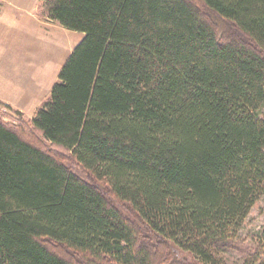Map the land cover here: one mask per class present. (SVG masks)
Segmentation results:
<instances>
[{
	"label": "trees",
	"instance_id": "16d2710c",
	"mask_svg": "<svg viewBox=\"0 0 264 264\" xmlns=\"http://www.w3.org/2000/svg\"><path fill=\"white\" fill-rule=\"evenodd\" d=\"M195 1L206 14L192 0H42L84 37L30 123L91 180L0 121V264H74L44 239L95 264H156L141 231L174 249L162 264L259 260L240 232L264 196V0Z\"/></svg>",
	"mask_w": 264,
	"mask_h": 264
},
{
	"label": "rangeland",
	"instance_id": "374dc122",
	"mask_svg": "<svg viewBox=\"0 0 264 264\" xmlns=\"http://www.w3.org/2000/svg\"><path fill=\"white\" fill-rule=\"evenodd\" d=\"M192 1L198 5L203 14L207 13L205 6L199 4L195 0ZM41 4L42 0H39L38 10L40 16H43L41 13ZM208 16L214 21L217 27L219 26L218 28L222 30L223 33L226 31L234 34L237 33V29L232 26L231 23L218 19L212 14H209ZM0 28H4L8 34L19 36L24 41L28 40L35 43L37 38L34 36V34H32V32L26 31L28 28L30 31H32L33 25L31 18L28 16L26 17L25 14L22 13L16 14V17L12 20L9 27L0 25ZM39 32L44 33V41L39 40L37 41V45L35 47L31 46V48H29L30 50H38V53H40L38 57L35 56L37 57L35 60H37L38 67L35 71L32 69L31 72L27 74L29 79L32 77L34 78L33 81H35L38 89H35L30 94L21 89H19V91H10L11 95L14 97L15 94H17L19 101L23 105L25 111L23 112L9 104L8 105L10 107H7L1 104L4 102L0 101V121L7 122L15 129L24 130L25 137L27 139L36 142L37 145L52 152L61 162L68 166L77 175L91 180V178L87 176L84 169L79 164H77L73 158L70 157V154L66 149L44 141L40 133L34 130L30 123L31 119L35 116L36 111L42 107L47 99H49L51 96L53 85L58 81L59 73L62 67L71 55L74 48L83 39L84 33L81 31L68 29L58 23H56V27H54L53 24L50 26L43 25L42 27H39ZM17 46L18 45L14 46L13 48L20 49ZM5 50L6 49H4V51ZM24 50L27 53H25L24 56L20 58V60L28 61L34 57L28 54V49ZM109 199L111 203L117 206L123 216L135 224L138 229H144L145 231L147 230L144 228L142 222L139 220L135 212L129 208V206L123 202L114 200L112 197ZM243 226L244 227L240 232V238L244 241L242 248H244V245H251V250L258 251L257 248L259 246L263 252L255 264H264V238H262L264 232V196L256 203ZM143 234V231L139 233L141 239L148 242V246L153 252L154 263L162 264L168 252L170 253L172 250L174 251V249L170 250L169 244L160 242V240H158L153 234H150V232L146 233V235ZM43 242L51 249L52 252L62 256L74 264H95V260L93 258H89L83 253L77 252L66 245L57 244L56 242L49 239H44ZM168 256L172 257V252L170 255L168 254ZM175 256L180 257V262L183 264H193L191 257L187 256L185 253L179 254L176 251ZM226 258L228 260V264L242 263L240 254L236 250L228 252Z\"/></svg>",
	"mask_w": 264,
	"mask_h": 264
},
{
	"label": "crops",
	"instance_id": "0c3cea01",
	"mask_svg": "<svg viewBox=\"0 0 264 264\" xmlns=\"http://www.w3.org/2000/svg\"><path fill=\"white\" fill-rule=\"evenodd\" d=\"M38 3L39 0H0V25L9 27L16 14L22 13L26 17L31 18L33 25L32 31L29 28L26 31L32 32L37 37L35 43L28 40L24 41L19 36L8 34L4 28H0V101L14 106L23 112L25 109L19 101L17 94L14 97L10 91H19L21 89L30 94L35 89H38L35 81H33L34 78L29 79L27 74L32 69L35 71L38 67L35 58L40 53H38V50H30L29 48L31 46L35 47L39 40L44 41V30L42 33L39 32V27L43 25L50 26L52 24L56 27V22L40 16ZM13 45H18L17 47L20 49L13 48ZM4 49L6 50L4 51ZM24 49H28V54L34 57L28 61L20 60L27 53Z\"/></svg>",
	"mask_w": 264,
	"mask_h": 264
}]
</instances>
